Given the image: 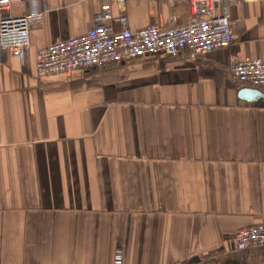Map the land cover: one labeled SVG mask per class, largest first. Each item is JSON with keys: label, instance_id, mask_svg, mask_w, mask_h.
I'll list each match as a JSON object with an SVG mask.
<instances>
[{"label": "crops", "instance_id": "1", "mask_svg": "<svg viewBox=\"0 0 264 264\" xmlns=\"http://www.w3.org/2000/svg\"><path fill=\"white\" fill-rule=\"evenodd\" d=\"M42 3L27 55L0 56V264H113L118 247L123 264H264V246L229 242L264 225V98H240L264 88L230 75L264 61V5L231 7L230 47L194 61L182 51L52 76L35 51L86 34L101 2ZM125 5L132 31L190 14Z\"/></svg>", "mask_w": 264, "mask_h": 264}, {"label": "built area", "instance_id": "2", "mask_svg": "<svg viewBox=\"0 0 264 264\" xmlns=\"http://www.w3.org/2000/svg\"><path fill=\"white\" fill-rule=\"evenodd\" d=\"M126 0H100L101 11L94 15L86 34L35 51V69L39 75L59 76L73 71L103 69L145 57H177L188 51L192 61L200 55L225 50L233 41L236 21L231 7L253 0H163L189 7V17L178 25L177 17L168 18L167 27L148 25L132 31L126 15ZM264 5V0H255ZM12 3L30 6L21 15L11 13ZM115 9V10H114ZM49 13L42 0H0V56L23 59L30 48V29L41 26ZM231 78L240 84L264 88V61H237L230 68ZM233 250L244 251L264 246V225L237 231L229 240ZM122 248L114 251L112 263L123 264Z\"/></svg>", "mask_w": 264, "mask_h": 264}, {"label": "water", "instance_id": "3", "mask_svg": "<svg viewBox=\"0 0 264 264\" xmlns=\"http://www.w3.org/2000/svg\"><path fill=\"white\" fill-rule=\"evenodd\" d=\"M263 96L260 91L254 89H243L240 91V98L248 103L258 102L264 98Z\"/></svg>", "mask_w": 264, "mask_h": 264}]
</instances>
